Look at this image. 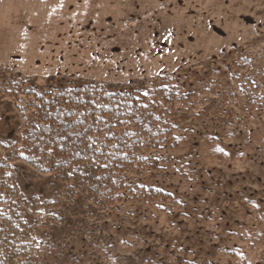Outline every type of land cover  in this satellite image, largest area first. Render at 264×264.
<instances>
[{
  "label": "rangeland",
  "instance_id": "1",
  "mask_svg": "<svg viewBox=\"0 0 264 264\" xmlns=\"http://www.w3.org/2000/svg\"><path fill=\"white\" fill-rule=\"evenodd\" d=\"M260 35L264 0H0V139L21 118L6 92L10 81L28 79L44 88L80 79L117 90L132 80L206 61ZM173 142L158 168L134 176L174 198L162 203L164 209L151 210V222L136 216L132 229L138 235L125 234L130 223L124 213L93 208L77 194L67 198L58 182L21 170L27 193L52 201L56 215L50 224L61 221L68 230L55 243L64 264H112V259L122 264L125 255L159 253L161 247L150 245L159 243L156 236L164 227L173 230L166 236L180 237L184 252L202 241L203 247L213 245L207 250L220 264H264V185L252 193L247 178L234 177L237 170L244 172L246 150L238 162L229 152L233 148L226 147L230 140L196 135ZM121 209L131 212L129 205Z\"/></svg>",
  "mask_w": 264,
  "mask_h": 264
},
{
  "label": "trees",
  "instance_id": "2",
  "mask_svg": "<svg viewBox=\"0 0 264 264\" xmlns=\"http://www.w3.org/2000/svg\"><path fill=\"white\" fill-rule=\"evenodd\" d=\"M58 83L44 88L28 79L7 83L21 118L0 139V264H64L55 243L68 230L61 221L50 224L56 214L49 198L22 186L24 167L33 177L61 184L67 198L77 194L93 208L124 213L130 223L126 235H138L132 229L137 215L151 222V210L174 200L162 186L134 176L158 168L175 139L232 141L226 147L233 148L228 151L235 161L246 150L245 169L236 171V181L247 178L252 193L264 185V35L223 48L206 61L132 80L122 89L80 79ZM124 205L131 212L120 211ZM168 228L173 231L162 228L159 243L150 245L161 252L125 255L122 264L221 263L207 250L213 245L203 247L202 241L184 252L179 236L165 235Z\"/></svg>",
  "mask_w": 264,
  "mask_h": 264
}]
</instances>
